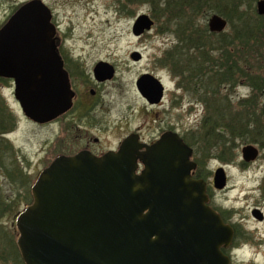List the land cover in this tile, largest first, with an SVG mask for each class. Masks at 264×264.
Wrapping results in <instances>:
<instances>
[{"label": "water", "instance_id": "obj_1", "mask_svg": "<svg viewBox=\"0 0 264 264\" xmlns=\"http://www.w3.org/2000/svg\"><path fill=\"white\" fill-rule=\"evenodd\" d=\"M257 11L264 15V0ZM44 0H27L0 28V76L14 79V95L25 116L51 121L73 105L74 91L56 47L57 27ZM155 25L148 13L132 27L142 36ZM229 21L213 13L211 32ZM140 60L142 54L132 53ZM100 61L95 75L114 76ZM150 102L163 98L165 86L151 73L137 80ZM146 150L128 137L119 151L102 156L82 151L60 155L33 183V201L16 218L17 246L25 264H232L222 247L234 231L209 204L206 182L193 177V148L176 131H165ZM253 144L243 147L247 160L257 157ZM138 161L144 168L138 171ZM216 170L215 185L226 186ZM259 211V210H257Z\"/></svg>", "mask_w": 264, "mask_h": 264}, {"label": "rangeland", "instance_id": "obj_2", "mask_svg": "<svg viewBox=\"0 0 264 264\" xmlns=\"http://www.w3.org/2000/svg\"><path fill=\"white\" fill-rule=\"evenodd\" d=\"M24 1L26 0H0V26L7 21L16 6ZM44 1L52 9L53 22L59 27L58 34L64 40L66 52L72 53L80 62L87 63L86 71H92L93 65L100 60L116 68V76L99 87V99L105 106L104 111H99L104 114L98 116H101L108 126L116 127L124 123L128 130L138 126H143L146 130L150 126L153 131L172 125L177 132L186 135L187 141L197 149L196 160L201 161L202 166H206L212 154L213 142L224 140L231 144L235 143L236 162L229 167V178L225 186L227 188L214 190L215 199L219 204L235 208L239 217L245 216L248 227L251 228L249 236L237 242L241 251L237 252L235 264H264V225L255 222L250 213L256 199L260 198L264 157L248 168L239 162L244 145L254 141L264 143V116L261 115L264 111L262 108L264 101L261 104L255 101L249 103L254 95L250 80L238 76L239 72H235L231 80L226 82L218 80L219 93L214 96L209 93L210 91L202 90L201 93H197L188 90L184 85L180 86L181 77L175 75L170 61L164 60L168 53L177 49L182 54L185 53V48L177 47L180 41L172 24L167 25L161 21L155 23L154 27L142 36L133 34V23L139 14L153 15L155 9L150 1L137 0L134 3L131 0ZM233 5L230 7H234ZM212 14L207 17L201 15L196 23L208 25ZM224 32L232 35L226 39L227 41L234 39L235 32L231 30L230 23ZM214 41L220 45L224 38L218 36ZM135 51L142 54L140 60L132 58ZM217 54L215 53V57ZM146 72L161 79L167 90L164 105L158 107L156 111L158 116L146 104L137 87L138 78ZM89 86L96 88L93 82ZM178 93L183 94L182 98L179 95L178 99L176 98ZM171 98L174 100V103H171L173 108L169 101ZM217 103L221 105L219 107L223 112L220 113L222 117L214 115L213 106L216 107ZM254 112L256 116L253 115ZM208 121L212 122V125L214 122L217 124L213 127L207 124ZM222 122L232 125L229 124L223 131H219L218 128H222L219 124ZM237 126L245 127V134L248 135L246 139L231 132L233 129L231 127L237 129ZM208 130L211 131L209 134ZM58 131L57 125L44 127L27 118L14 95V83L9 79L0 80V264H23L18 259L16 248L8 242H17L19 231L16 227V218L28 204V190L44 164L53 158L57 151L60 143L57 140ZM94 133L100 136L101 131L94 129ZM117 135L118 131L114 130L106 133L109 139ZM68 137V142H65V145L61 144L63 149L67 150L71 140L70 135ZM226 137L229 139L226 140ZM225 148L227 149L222 154L232 155V148ZM214 150V155L219 154L218 147ZM212 158L207 167L215 169L224 164L220 159L214 156ZM209 172L207 169L208 174ZM244 194L249 195L248 200ZM3 240L5 241L2 242ZM253 261L254 263H251Z\"/></svg>", "mask_w": 264, "mask_h": 264}, {"label": "trees", "instance_id": "obj_3", "mask_svg": "<svg viewBox=\"0 0 264 264\" xmlns=\"http://www.w3.org/2000/svg\"><path fill=\"white\" fill-rule=\"evenodd\" d=\"M126 1L130 2V0ZM131 1L134 3L137 0ZM143 1H150L154 5L155 11H153L152 16L156 23L163 21L167 25L172 24L180 41V45H177V47L185 48L183 54L177 49L168 53L164 58V60L170 61L175 75L178 74L179 78L181 77L179 79L180 86L184 85L188 87V90L197 93H201L202 90L210 91L209 93L214 96L219 93L218 86L220 82L218 80L226 82L229 79L231 80L232 76L234 77L235 72H239L240 75L238 76L247 77L254 89V95L249 103L255 101V103L261 104L264 101V15H260L257 11L256 3L258 0ZM231 4H234V7H230ZM214 12L225 16L229 20L231 30L235 32V37L233 36L234 39L231 41L226 40L229 36H232L231 34L211 32L207 24L196 23L197 18L201 15L207 17ZM236 22L240 24L237 25ZM218 36L224 38L220 45L214 41V38ZM175 52H177V55ZM215 53H218L217 57H215ZM232 82H234V79ZM218 103L216 107L213 106L215 109L214 115L222 117L223 115H220V113L223 112L220 111L221 105H218ZM262 108L264 109V104ZM253 115L256 116V113L254 112ZM261 115L264 116V111L261 112ZM231 116L233 115L231 114ZM1 120V124H3L4 118ZM208 123L210 126L217 124L214 122L212 125V122L209 121ZM229 124L222 122L219 125L227 126ZM231 128H233L231 130L233 134L237 133L244 139L248 137L244 131L245 127L237 126L240 131L234 127ZM209 132L211 131L208 130L207 134ZM27 199L28 204L33 200L31 188L27 192ZM11 207L12 205L9 206L10 209ZM8 243L16 248L18 259L25 264L16 242Z\"/></svg>", "mask_w": 264, "mask_h": 264}, {"label": "flooded vegetation", "instance_id": "obj_4", "mask_svg": "<svg viewBox=\"0 0 264 264\" xmlns=\"http://www.w3.org/2000/svg\"><path fill=\"white\" fill-rule=\"evenodd\" d=\"M23 3V2H22ZM20 3L19 6L22 4ZM18 6V7H19ZM17 7V8H18ZM15 8L13 12L10 14V16L16 11ZM9 16V17H10ZM152 16V15H151ZM153 17V16H152ZM54 19V15H53ZM6 22V21H5ZM4 22V23H5ZM3 23V24H4ZM2 24V25H3ZM0 26V28L2 27ZM55 25L57 27V23L55 22ZM57 27V34H56V47L57 51L59 53V56L61 58V61L63 62V65L65 69L69 73L71 86L74 91V97H73V105L72 107L60 115L59 117L45 122V123H36L41 126L47 127L51 125H57L59 128L57 140L60 142L58 144V148L56 153L54 154V157L49 159L44 165L43 168L47 167L57 156L59 155H75L82 151L90 152L96 156H102L107 152L110 151H119L123 142L128 137H133L135 142L140 147L139 151L136 152V155L138 153H141L142 151L146 150L147 145L153 144L165 131L171 130L176 131L175 127L172 125L164 126L161 129H156L152 131V128L144 129L143 126H138L134 129H126L124 126V123L118 124V126H108L106 123L103 122L102 117L98 116V114L103 115V112H99L100 110L104 111L105 103L102 102L99 99L100 90L99 87L105 83H107L109 80L113 79L116 76V73H114V76L109 79L100 80L95 75V66L99 62L93 65L92 71H86V66H88L87 63H82L80 60L75 58V56L72 53H68L65 50L64 47V40L62 37L58 34ZM91 67V66H90ZM91 69V68H90ZM115 72L117 71L116 68ZM147 73V72H146ZM144 74V73H143ZM142 75V74H141ZM2 78H0L1 80ZM9 81L14 83V79L10 78ZM94 83L96 85L95 87H90V83ZM184 90V89H183ZM167 90L165 89L163 98L159 102H150L145 96L142 94V98L145 100L146 104L151 107L155 112L158 111V107L161 105H164L165 99H166ZM180 96L182 98L183 94L178 93L176 95ZM175 98V99H176ZM170 105L173 108L171 103H174V100L171 98L169 99ZM183 104V101L181 102ZM169 105V106H170ZM156 116H158V113H155ZM208 120V119H207ZM222 128H218L219 131H223L225 126H221ZM94 129L97 131H101L100 136L95 135ZM118 131L117 137L113 136L112 139H109L106 136V133ZM149 130V132H147ZM12 132V131H10ZM8 132V133H10ZM177 132V131H176ZM183 139L193 148V160L198 163L196 169L192 172V175L196 179H202L206 182L207 187V194L209 196L208 204L214 208L223 218L225 223L231 225L234 231L233 240L232 243L228 247H222V250L228 254L232 260V264H235V258L237 256V252L241 251V247L238 245V240H242L249 236L251 233V228L248 227L247 220L245 216L239 217L240 215L236 211L235 208L227 207L223 204H219L215 199L214 190L219 189L222 190L215 185V174L216 170L220 167H222L226 173V184L228 182V170L229 167L234 163L235 161V153H236V146L235 143H230L228 141H217L213 142L211 144L212 148V154L209 157L207 163L212 160L213 156L216 159H220L223 165L217 166L215 169H211V167L202 166L201 161L196 160V154L197 149L191 145L187 139L186 135L181 134L178 132ZM70 135L71 140H69L70 147L69 149H63L62 145H65V142H68V136ZM229 139L226 137V140ZM228 142V143H227ZM62 144V145H61ZM253 144L257 150L258 155L253 160H247L243 156V146L242 147V157L240 159V164L243 167H251L255 163H257L259 160H261L264 157V143L260 141H254ZM219 148V154L214 155V149ZM225 147H231L232 149V155L229 154H222L224 152ZM238 149V148H237ZM237 158V154H236ZM236 162V161H235ZM233 166V165H232ZM144 168V165L141 161H138V171H141ZM207 169L210 171L209 174L207 173ZM227 187H225L223 190H225ZM246 197V200H248L247 194H244ZM259 210V211H257ZM251 216L255 222L259 224L264 225V177L262 181L260 182V198L256 199V202L253 204L250 210ZM257 229V228H256ZM251 263H254L251 262Z\"/></svg>", "mask_w": 264, "mask_h": 264}]
</instances>
